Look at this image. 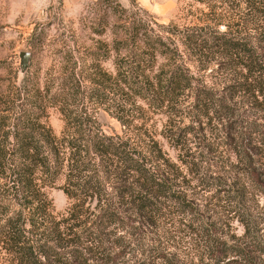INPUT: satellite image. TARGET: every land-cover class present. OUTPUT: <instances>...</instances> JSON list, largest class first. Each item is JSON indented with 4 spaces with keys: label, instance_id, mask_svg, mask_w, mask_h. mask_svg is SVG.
Instances as JSON below:
<instances>
[{
    "label": "rangeland",
    "instance_id": "1",
    "mask_svg": "<svg viewBox=\"0 0 264 264\" xmlns=\"http://www.w3.org/2000/svg\"><path fill=\"white\" fill-rule=\"evenodd\" d=\"M249 11L241 0H0V93L14 87L17 78L22 81L21 52L32 56L26 77L51 95L69 86L66 71L73 69L84 95L95 96L97 90V96L84 103L95 125L107 136L136 134L146 162L156 167L161 181L168 178L167 198L157 203L160 210L146 214L154 222L129 210L122 228L109 229L115 235L108 245L122 239L115 251L122 257L118 264H216L207 245L220 240L242 248L252 243L261 251L256 263L264 264V194L251 185L246 165L232 153L234 144L230 148L225 140V125L234 123L237 142L240 138V143L251 141L252 148L264 147V76L260 86L237 61L202 54L184 41L191 30L216 28L213 13L248 20ZM245 25L242 20L233 28L237 37L263 51L264 25ZM219 30L224 32L225 26ZM138 32L174 40L197 79L175 100L153 95L146 82L138 81L128 93L123 90L129 65L140 62L135 70L153 78L145 69L152 63L148 53L142 58V50L133 46ZM125 33L129 36L124 47L129 49L116 43ZM261 61L264 65V55ZM82 106L71 101L66 108L80 111ZM47 113L48 125L62 137L65 118L60 107H50ZM259 155L256 165L264 173V151ZM111 181L115 182L113 176ZM63 184L60 180L48 190L55 215L64 214L70 205ZM182 202L189 205L185 211L180 209Z\"/></svg>",
    "mask_w": 264,
    "mask_h": 264
},
{
    "label": "trees",
    "instance_id": "2",
    "mask_svg": "<svg viewBox=\"0 0 264 264\" xmlns=\"http://www.w3.org/2000/svg\"><path fill=\"white\" fill-rule=\"evenodd\" d=\"M241 1L250 10L248 20L224 19L223 14L217 17L213 13L211 20L216 28L205 27L206 32L191 30L184 35V41L187 48L202 54L217 53L227 63L237 61L256 76L261 86L264 48L259 51L250 41L238 38L233 28L242 20L248 27L254 23L264 25V0ZM220 25L225 26L224 32L219 30ZM128 36L125 33L116 41L120 48H128L124 47ZM132 39L133 46L142 50L139 53L142 58L148 53L152 63L145 69L150 70L153 78L135 70L140 62L134 67L129 65L122 84L125 92L134 85L137 87L138 81L146 82L147 91L152 90L153 95L158 92L165 100H175L197 81L190 75L174 40L146 32L145 35L138 32ZM172 53L173 56L177 53L178 58L172 57ZM160 59L166 60V64L160 63ZM66 75L70 83L68 87L61 85L62 93L56 91L51 95L48 88L41 90L39 82H32L26 75L21 82L17 78L14 87L0 93V264H118L117 259L122 257L115 251L120 250L118 240L122 239L112 240L109 246L107 241L115 235L109 229L122 228L124 213L129 210L154 222L151 216L160 210L158 200L167 198L168 178L161 181L156 167L146 162L136 134L125 133L124 137L104 134L84 107L86 99L97 96V90L95 96L88 97L73 69L66 71ZM134 92L139 94L135 89ZM44 99L48 103H43ZM71 101L82 103L83 108L68 110ZM55 106L60 107L65 118L62 137H57L47 122V110ZM69 124L73 125V131L69 130ZM122 125L128 128L124 121ZM233 127L234 123L225 125V140L230 148L234 144L232 153L246 165L251 185L264 194V173L256 165V157L264 147L257 144L252 148L251 141L240 143V138L237 142L238 133ZM60 180L64 181L62 189L70 205L64 214L55 215L48 190ZM125 204L131 207L123 210ZM186 208L189 205L180 203L181 210ZM240 245H227L220 240L208 244L207 249L216 264H257L256 260L261 258L258 247L252 243L244 248Z\"/></svg>",
    "mask_w": 264,
    "mask_h": 264
},
{
    "label": "water",
    "instance_id": "3",
    "mask_svg": "<svg viewBox=\"0 0 264 264\" xmlns=\"http://www.w3.org/2000/svg\"><path fill=\"white\" fill-rule=\"evenodd\" d=\"M31 54L29 52H21L19 55L20 59V70L18 73V77L23 80L25 74L28 72L31 64Z\"/></svg>",
    "mask_w": 264,
    "mask_h": 264
}]
</instances>
